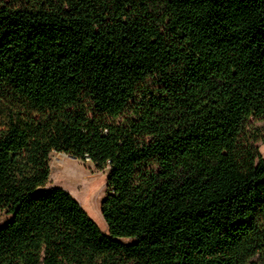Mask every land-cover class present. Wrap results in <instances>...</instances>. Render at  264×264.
I'll return each instance as SVG.
<instances>
[{"label": "trees", "instance_id": "1", "mask_svg": "<svg viewBox=\"0 0 264 264\" xmlns=\"http://www.w3.org/2000/svg\"><path fill=\"white\" fill-rule=\"evenodd\" d=\"M0 110V264H264V0H0Z\"/></svg>", "mask_w": 264, "mask_h": 264}, {"label": "rangeland", "instance_id": "2", "mask_svg": "<svg viewBox=\"0 0 264 264\" xmlns=\"http://www.w3.org/2000/svg\"><path fill=\"white\" fill-rule=\"evenodd\" d=\"M3 114V110H0L1 125L5 123L2 120ZM127 117V113L122 114L111 119L110 123H121ZM247 127L248 133L251 135L264 133V120L251 117ZM256 145L264 157V139L259 140ZM24 156H26L25 152H15L12 154L13 159L19 163ZM109 172V167L102 169L90 159L82 160L62 152H54L50 161V177L44 188H63L86 209L88 214L99 224L105 233H109L103 215V202L110 193L108 184ZM10 218L7 209H0V228Z\"/></svg>", "mask_w": 264, "mask_h": 264}, {"label": "water", "instance_id": "3", "mask_svg": "<svg viewBox=\"0 0 264 264\" xmlns=\"http://www.w3.org/2000/svg\"><path fill=\"white\" fill-rule=\"evenodd\" d=\"M73 157V156H72ZM39 190H44V188L42 187V188H40Z\"/></svg>", "mask_w": 264, "mask_h": 264}]
</instances>
